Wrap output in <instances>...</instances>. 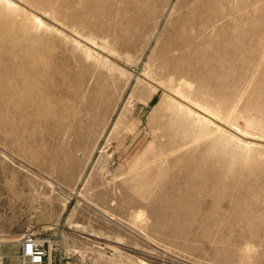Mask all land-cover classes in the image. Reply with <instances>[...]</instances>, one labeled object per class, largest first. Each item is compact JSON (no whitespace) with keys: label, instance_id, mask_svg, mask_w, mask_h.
I'll return each mask as SVG.
<instances>
[{"label":"rangeland","instance_id":"rangeland-1","mask_svg":"<svg viewBox=\"0 0 264 264\" xmlns=\"http://www.w3.org/2000/svg\"><path fill=\"white\" fill-rule=\"evenodd\" d=\"M22 1L46 15V25L59 20L96 49L90 57L52 28L36 29L33 16L20 11L52 68L31 89L39 100L19 103L0 87L7 95L0 90L2 250L15 253L18 243L2 241L32 230L50 241L47 264H152L158 257L262 264L247 263L238 249L249 240L264 255V0H224L238 18L235 42L221 21L210 52L174 64L169 49L200 26L191 20L180 27L178 18L193 8L186 0ZM213 8L221 10V2ZM198 41L195 35L191 43ZM144 77L248 139L219 131ZM172 185L184 186L176 193L187 199H232L230 214L250 226L236 227L232 246L159 228L149 209L171 197Z\"/></svg>","mask_w":264,"mask_h":264},{"label":"bare ground","instance_id":"bare-ground-1","mask_svg":"<svg viewBox=\"0 0 264 264\" xmlns=\"http://www.w3.org/2000/svg\"><path fill=\"white\" fill-rule=\"evenodd\" d=\"M75 2L77 3V0ZM220 2H221L222 9L221 10L218 9V11H215L213 7L216 4H219ZM43 3H45V0L43 1ZM99 3L101 4V2ZM190 4H193V8L192 9L190 8L191 10L186 15L180 16L177 21L178 23H183L180 26L181 28L185 27L184 22L187 23V22H190L191 20L195 22H199L200 26H197V29L191 32L192 34L189 36V38L183 39V40L181 39V41L178 42L175 48L169 49L168 58H169V62L172 64H174L178 60L190 58L191 55L202 53L204 52V49H206L204 53L210 52V49L208 48L207 45L211 44L214 40L217 39V38L214 39V37H212L210 34L212 33V31L218 28L217 26L219 25L218 24L219 22L222 21L225 23L224 27L228 30L230 34L234 32V30H236L238 27L237 25L238 18L235 17L234 11L229 10L227 8L224 0L223 1L222 0H186L184 2V5H190ZM53 6H57V5H53ZM98 7H101V6H98ZM20 11L25 12V14H30L31 16H33L36 22V26H35L36 29L38 27L52 28L57 33L69 38L78 47L84 48L85 51L87 52V55L90 57L94 56L93 55L95 54L94 49L96 48L95 46H93L91 42L85 40L81 35H79L78 32L70 31L65 26L59 24L58 23L60 22L59 20H57L58 22L51 20L54 23V25H57L55 27L54 26L51 27V25L50 26L46 25V23L41 18L43 14L37 11L31 5H28L27 3L23 2L22 0H0V87L1 88L3 87V90L5 89L4 87L9 88L11 91L12 99L16 101L20 99V101L22 100L23 102H25L23 99H30V100L37 99V96L33 94V91L31 89L33 87H38L39 85H41V81L44 79L42 77H44L47 74V71H49L52 67L48 64V62L44 60L43 54L41 53V51H39L40 49L39 50L36 49L39 38L37 36L31 35V32H29L30 26L25 20H20L19 18L21 16ZM86 11H88V9ZM79 13H82V12H79ZM77 15L78 14H76V16ZM43 16L47 18L46 15H43ZM64 20L65 19H63V21ZM92 20H94V17ZM94 22H96V20H94ZM83 25H84V22H83ZM224 32L226 33V31ZM220 33L223 34L222 31H220ZM195 35L199 36V41L193 44L191 43V40L195 37ZM229 36H230V40H229ZM229 36L227 37V39L230 42L231 41L235 42V40L237 39L236 33H232ZM186 41H189V43L187 44ZM216 41L218 42V40ZM174 52H177V56H178L177 58L174 57V54H175ZM212 52L213 51H211V53ZM238 60H240V58H238ZM187 69L189 73L190 68H187ZM171 76L173 77L172 74ZM144 78L150 81L149 83H152V85H155V87L159 89L162 88L167 94L179 100V104L181 107L186 108L190 112H194V113L197 112L196 114H198V116H200V118L203 119L205 122L216 125L219 131H225V130L230 131L232 138L238 139L240 141H242L243 139H248L246 132H243L240 129H234L230 127L227 124V122L225 123L215 113L209 111L208 109L203 108L201 105H199V103H194L187 96H184L183 94L176 93V92H169V90H167L161 85L156 84L149 78H146V77ZM173 81H175L174 77L170 80V83H172ZM186 85L191 88V85L189 83H186ZM39 91L41 92V90ZM4 95L7 97L5 93ZM1 98H3L4 100V97H1ZM258 142L264 143V140H258ZM172 187H173V190L170 192V196L173 197L171 199L172 201L170 200L171 197L163 196L161 199L158 198L162 203H164L161 207L152 206L149 209L150 216L157 220V223L156 222L155 223L156 225H158L159 228L169 230L170 233H172L173 235H181L184 237L190 236L193 238V240H199V239L200 241L211 240L210 243H215V244L222 243L225 246H232V245H236L237 243V240L235 238L231 239L230 237L231 235H233L234 232H237L235 230L236 227L237 226L239 227L240 226H245V227L250 226L248 221L242 216L241 217L238 216L235 218L230 214L232 199L231 200L225 199L224 198L225 196L223 195H221L220 197H216V200H214L213 198L212 200L211 196H205L204 198L187 199L183 197L182 195L179 196V194L176 193V189L178 188L182 189L184 186L178 185L174 187L172 185ZM213 187H215V185H213ZM151 196L153 195L151 194ZM218 199L222 200L223 202H221ZM143 216H144V212L142 210L139 211L138 217L140 218ZM225 234L226 235L230 234L229 238L228 237L223 238V235ZM219 237L221 239H218ZM18 242H19V239H11V240L2 241L3 244L18 243ZM220 252L225 253L223 250L222 251L220 250ZM238 252H240L242 259L245 260L247 263H252L255 260H257V261H260L262 264H264V255L262 257L257 256V246L251 244L249 240H246L242 243V245L238 249Z\"/></svg>","mask_w":264,"mask_h":264},{"label":"built area","instance_id":"built-area-1","mask_svg":"<svg viewBox=\"0 0 264 264\" xmlns=\"http://www.w3.org/2000/svg\"><path fill=\"white\" fill-rule=\"evenodd\" d=\"M50 241L32 230L24 232L18 242V250L15 253H3L0 244V264H7L8 258H15L19 264H47L50 257ZM148 264V263H144ZM152 264H196L184 258L158 257Z\"/></svg>","mask_w":264,"mask_h":264},{"label":"crops","instance_id":"crops-1","mask_svg":"<svg viewBox=\"0 0 264 264\" xmlns=\"http://www.w3.org/2000/svg\"><path fill=\"white\" fill-rule=\"evenodd\" d=\"M5 247V246H4ZM4 247L2 249H4ZM18 247V245H17ZM18 249V248H17ZM3 253H6L4 252V250H2ZM7 264H19L18 260H16L15 258H10V259H7Z\"/></svg>","mask_w":264,"mask_h":264}]
</instances>
